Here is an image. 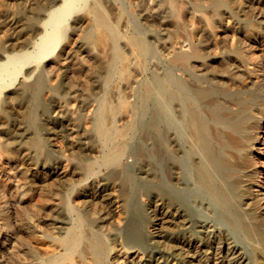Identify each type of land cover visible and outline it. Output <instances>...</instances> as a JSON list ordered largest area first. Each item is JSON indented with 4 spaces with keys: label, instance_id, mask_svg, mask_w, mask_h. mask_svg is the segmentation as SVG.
<instances>
[{
    "label": "bare ground",
    "instance_id": "bare-ground-1",
    "mask_svg": "<svg viewBox=\"0 0 264 264\" xmlns=\"http://www.w3.org/2000/svg\"><path fill=\"white\" fill-rule=\"evenodd\" d=\"M0 264H264V0H0Z\"/></svg>",
    "mask_w": 264,
    "mask_h": 264
},
{
    "label": "rangeland",
    "instance_id": "rangeland-1",
    "mask_svg": "<svg viewBox=\"0 0 264 264\" xmlns=\"http://www.w3.org/2000/svg\"><path fill=\"white\" fill-rule=\"evenodd\" d=\"M82 113V112H81ZM48 122V121H47ZM50 126V127H49ZM52 126V127H51ZM47 127H49V129L47 128V133H48V130H51L53 128V125H51V123L49 124V122L47 123ZM50 132V131H49ZM129 160H131L130 158H128ZM126 160V161H125ZM124 160V163H127V158Z\"/></svg>",
    "mask_w": 264,
    "mask_h": 264
}]
</instances>
